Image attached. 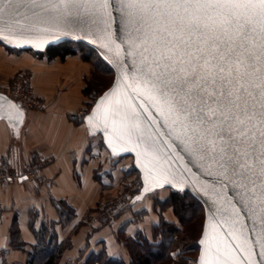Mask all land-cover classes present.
Segmentation results:
<instances>
[{
    "label": "snow or ice",
    "instance_id": "6c2138e0",
    "mask_svg": "<svg viewBox=\"0 0 264 264\" xmlns=\"http://www.w3.org/2000/svg\"><path fill=\"white\" fill-rule=\"evenodd\" d=\"M70 17H87L101 47L123 64L88 117L113 152L136 151L146 182L167 183V169L154 167L161 144L179 141L208 175L215 168L228 179L264 226V0H0V41L33 43ZM239 214L223 221L231 220L226 235L238 243L206 231L201 264H264V242L256 241L257 253Z\"/></svg>",
    "mask_w": 264,
    "mask_h": 264
},
{
    "label": "crops",
    "instance_id": "0c3cea01",
    "mask_svg": "<svg viewBox=\"0 0 264 264\" xmlns=\"http://www.w3.org/2000/svg\"><path fill=\"white\" fill-rule=\"evenodd\" d=\"M78 59L73 57L65 65L43 61L21 65L31 70V85L46 108L22 107L17 135L0 120V157L12 174L0 183V247L9 248L7 264H27L44 245L62 246L55 264H66L70 258L97 264L88 257L101 250L128 263L130 256L121 237L133 238L142 232L152 239L158 213L147 195L111 222L99 225L89 220V211L120 189L125 169L99 145L97 135L87 133L83 121L71 119L86 103L81 82L90 66ZM38 161H46L37 171L47 184L22 174L25 164ZM162 214L174 221L171 209Z\"/></svg>",
    "mask_w": 264,
    "mask_h": 264
},
{
    "label": "water",
    "instance_id": "95a60500",
    "mask_svg": "<svg viewBox=\"0 0 264 264\" xmlns=\"http://www.w3.org/2000/svg\"><path fill=\"white\" fill-rule=\"evenodd\" d=\"M113 16L118 17V13L113 11ZM89 25L90 21L87 17L83 19L70 17L67 22H61V30H53L45 34H34L31 37L34 41L33 43H24L23 41H20L19 44L7 41H0V43L12 49L32 51H43L48 46L61 42H80L91 47L112 69L113 78L109 86L95 98L89 110L84 114L82 121L89 135H99L101 137L105 149L112 157L127 155L132 157V165L138 172L140 187L132 195L130 203L141 200L145 195L163 187L175 191H187L192 195L203 208V222L200 235L197 239L198 250L195 264H201V260L204 257L206 245L203 241L206 231L210 238L213 236L217 240L223 238L230 246L233 243H238V241L233 242L226 235V231L230 228L231 220L227 224L223 223V221L228 219L229 216H231V219H236L237 209L242 208L243 214H239L238 216V227L242 229L244 236L252 241L251 247H254V250L258 253L260 251V244L256 243V241L264 242V226L261 224L259 213H253L248 210V205L240 199L238 190L228 179L218 177L215 168L212 169L214 174L208 175V169L201 166L198 160L186 152L179 141H175L170 148L161 144V160L155 165L154 174H158L161 168L167 169L169 182L165 183L160 180L149 184L145 180V168L141 163L143 158L138 157L136 151L117 149L116 152H113L112 148L109 147L108 138L103 130L94 129L89 125L88 117L92 115L101 98L116 86V81L120 78L123 71V64L117 63L116 58L111 53H108L105 48L101 47L95 28ZM111 30L115 32L114 23ZM66 32L67 34H65ZM123 36L124 29L123 24H121L120 37L123 38ZM39 41L45 42L37 47L35 42ZM126 63L131 64V57L126 58ZM23 116L24 111L22 107L7 94L0 92V120H4L15 135L19 132ZM148 131L151 132V129ZM160 139L166 140L167 137H161ZM149 166L151 167L152 165ZM233 204L236 206L235 209L233 208ZM213 225H218L215 227V230ZM210 242L212 243L211 255L214 257L216 255V240L210 239ZM221 250L223 251V245H221ZM237 259H239V256H237ZM256 259L259 260V257H256Z\"/></svg>",
    "mask_w": 264,
    "mask_h": 264
},
{
    "label": "trees",
    "instance_id": "16d2710c",
    "mask_svg": "<svg viewBox=\"0 0 264 264\" xmlns=\"http://www.w3.org/2000/svg\"><path fill=\"white\" fill-rule=\"evenodd\" d=\"M73 45L80 46V48L83 47L87 50V52L93 54L96 64L100 66L101 71H103L104 74L111 75L112 81V69L97 55V53L91 47L83 43L61 42L55 45L48 46L43 51L34 52L39 55H44L49 59L54 57L64 59L65 56L75 53V49L72 47ZM4 47L8 50H17L6 46ZM95 82L92 84V86L86 85V87L83 89L84 94L90 96L92 99H95V92L98 91L93 87L97 84H95ZM92 103L90 104V106L92 105ZM98 143L100 146L104 147L100 136L98 139ZM131 168L132 170L136 171L133 166H131ZM186 197L189 199L190 203L185 202V199H187ZM131 205L132 203H128L120 211L127 207H130ZM191 206H194L196 209L201 208L203 213L202 205L187 191H175L170 189L168 197L163 199L157 198L153 200V208L157 210L158 221L152 226L151 240H148L142 232H137L135 237L133 238L121 237V240L130 256V260L128 263H125L118 257H108L102 250L96 253H92L88 257V260L90 262H96L97 264H181L184 261L190 260L195 262L196 256H193L192 252L194 254H197L198 235L192 238L187 232H179L180 227L175 225L174 221L166 220L162 214L164 208L167 209L168 207H170L172 213L176 215V218L179 221H181L182 217L180 212H190L192 210ZM108 222L111 221L104 220L97 224L101 225ZM178 234H180L181 236L178 237ZM61 250L62 246L59 247L58 245H55L48 247V245H44L31 254V257L27 264H55L59 258Z\"/></svg>",
    "mask_w": 264,
    "mask_h": 264
},
{
    "label": "rangeland",
    "instance_id": "374dc122",
    "mask_svg": "<svg viewBox=\"0 0 264 264\" xmlns=\"http://www.w3.org/2000/svg\"><path fill=\"white\" fill-rule=\"evenodd\" d=\"M75 49V53L72 55L65 56L64 59H60L59 57L54 58H47L44 55H39L35 53L32 50H8L3 45L0 44V92L7 94L11 99H13V96L16 94V89L18 88V80L22 77H26L27 82V90L25 92L26 95L35 94L37 95L40 100L43 103L42 109H36L34 107L30 106H21L26 109H31L32 111H43L46 108V103L42 99L41 95L32 87L31 85V70L29 67H24L21 65H36L38 62L43 61L44 64L47 62L48 65H65L69 64V60L73 57H79L78 60L84 61L87 65H89V69L84 73L82 77L81 82V91L83 92V89L86 87V85L92 86V84L95 82V86H93L96 90L95 92V98L101 93V90L105 87L107 88L109 84L111 83V75L110 74H104L103 71H101V68L99 65L96 64L95 58L93 54H90L87 52L85 48H80V46L73 45L72 46ZM87 57V58H86ZM99 81V82H98ZM102 84V85H100ZM103 89V90H104ZM102 90V91H103ZM84 93V92H83ZM84 103L83 107L78 108L75 113L71 114V119L78 123L79 121H82L84 114L89 110L90 104L95 100L92 99L90 96L84 94ZM99 138V136H98ZM118 163H120L124 170V176L121 180V186L120 189L116 192V194L108 201H105V203L102 202V205H97V207L93 208L91 211H89L88 217L90 218V215L93 213L101 210L103 206L108 205L111 203V201L121 193L130 190V188L135 184L136 189L134 190L135 193L138 191L140 187V180L137 171L132 170V157L131 156H119L116 157V160ZM46 162V161H44ZM43 162V163H44ZM106 173V172H105ZM104 173V174H105ZM170 193V188L164 187L160 189H156L155 191L151 192L150 194H147L148 197L154 199L157 198H166L168 197ZM187 198V197H186ZM185 202L190 203L189 199H185ZM192 210L190 212H180L181 213V221H179L176 218V215L173 214L172 218L174 219V224L179 226V232L189 233L192 238L200 235L202 222H203V213L202 209H196L194 206H191ZM167 209H170L168 207ZM166 209L164 208V211ZM164 216V215H163ZM165 218V216H164ZM167 219V218H165ZM90 220V219H89ZM181 236L178 234V237ZM177 237V238H178ZM192 255L196 256L192 252ZM192 256V257H193ZM172 264V263H170ZM181 264H193V261H184Z\"/></svg>",
    "mask_w": 264,
    "mask_h": 264
},
{
    "label": "built area",
    "instance_id": "2783aa9c",
    "mask_svg": "<svg viewBox=\"0 0 264 264\" xmlns=\"http://www.w3.org/2000/svg\"><path fill=\"white\" fill-rule=\"evenodd\" d=\"M26 77L19 78L18 88L16 89V96H13V100L20 106H30L36 109H42L43 103L40 98L35 95H26L25 92L28 91ZM44 161H38L34 164L27 163L23 166V176L27 179H32L37 182L47 184V179L40 176L37 171V167L41 166ZM12 176L11 171L6 166L3 157H0V183H5ZM136 185L134 184L130 190H127L120 195L116 196L110 204L103 206V208L92 215H90V221L92 223H100L104 220L113 221L114 216L124 208L128 203L132 195L135 193ZM9 254L8 247H0V264H7V257ZM66 264H83L80 258H70L67 260Z\"/></svg>",
    "mask_w": 264,
    "mask_h": 264
}]
</instances>
